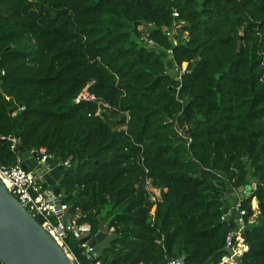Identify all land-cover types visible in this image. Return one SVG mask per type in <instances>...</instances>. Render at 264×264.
Returning a JSON list of instances; mask_svg holds the SVG:
<instances>
[{
	"label": "trees",
	"instance_id": "obj_1",
	"mask_svg": "<svg viewBox=\"0 0 264 264\" xmlns=\"http://www.w3.org/2000/svg\"><path fill=\"white\" fill-rule=\"evenodd\" d=\"M148 23L158 54L139 39ZM89 83L109 112L74 102ZM174 122L188 125L185 137ZM9 137L55 163L71 159L50 188L65 190L77 225L94 235L102 218L117 236L100 264H219L237 228L236 211L221 216L237 200L247 247L238 262L264 264V0H0L7 167L18 158ZM145 178L165 190L153 222Z\"/></svg>",
	"mask_w": 264,
	"mask_h": 264
},
{
	"label": "built area",
	"instance_id": "obj_2",
	"mask_svg": "<svg viewBox=\"0 0 264 264\" xmlns=\"http://www.w3.org/2000/svg\"><path fill=\"white\" fill-rule=\"evenodd\" d=\"M172 15L174 18L178 16L176 10H173ZM151 24H141L137 27L140 34V42L147 49H153L157 54L160 52L158 44L150 38L149 30L151 29ZM180 27L179 24H176L171 29L166 27L163 28V31L167 33L168 36H172L176 33V30ZM184 36V35H183ZM175 43V42H174ZM176 44V43H175ZM167 57L171 58V51H167ZM186 64V63H185ZM182 66V65H181ZM187 67V64H186ZM178 69L181 74L185 69ZM176 68V67H175ZM177 69V68H176ZM92 83L87 84L77 95L74 102L79 103L80 101H91L94 102L98 109L96 114H102L109 112L111 107L109 104L103 100L97 98L95 95L91 94L88 89ZM174 129L179 134V136L185 137V132L188 130L187 124L179 125L177 122H174ZM11 142V150L17 153L18 149V139L15 137L8 138ZM37 152L39 154V159H35L39 164H46V159L49 157L46 155L44 149ZM143 160V159H141ZM71 159L68 158L61 162V166L64 168L70 167ZM147 172V169H145ZM0 180L5 185L6 189L12 193L17 200L22 204V206L34 217L40 226L47 232L49 236L58 244V246L65 253L71 264H82L78 257L72 252L69 242V239L80 240L85 235H90V225L87 223L77 225L73 220H71V225L68 226L64 221V213L68 209V206L61 202L60 195L55 196L53 190L46 184L43 178L36 174L33 169H22L19 166V158H17V164L11 167H7L0 163ZM143 187L148 194V201L152 204V207L149 210L150 221H154V213L156 208V203L161 199L162 191L160 189L152 186L149 178H145ZM254 214L250 218V222L254 221V218L258 214L257 205L252 206ZM232 211H236L239 217L236 220L237 228L227 232L225 236V248H228L232 251V255H225L221 258L219 264H239L238 258L242 255L244 251L247 250V247L244 245L241 232L244 228L243 217L245 215V210L241 209V201L237 200L228 211L221 216V221H225L231 214ZM112 232V229H111ZM162 241V237L157 243ZM80 248L83 250V255L91 261L89 256L90 248L87 247L86 243H80ZM237 258V260H235ZM91 264V263H90ZM167 264H184L182 259H169Z\"/></svg>",
	"mask_w": 264,
	"mask_h": 264
},
{
	"label": "water",
	"instance_id": "obj_3",
	"mask_svg": "<svg viewBox=\"0 0 264 264\" xmlns=\"http://www.w3.org/2000/svg\"><path fill=\"white\" fill-rule=\"evenodd\" d=\"M239 50V43L237 46ZM162 54V53H160ZM217 91L220 90L217 84ZM19 166L22 169H30L26 164V158L39 159L37 152H26L21 146L17 149ZM46 164L53 165L52 157H47ZM73 166L68 167V169ZM55 196H64L65 190L58 187L53 190ZM257 204V199L253 198ZM68 208L64 213V221L70 226L72 215ZM238 213L234 214L235 221ZM109 226L100 218L98 230L94 235H85L79 243H86L91 257V264H100L103 259V251L111 247L116 235L110 232ZM223 252L232 255V251L223 248ZM208 258L204 264L208 263ZM237 260V258H235ZM0 262L1 264H71L65 253L51 236L40 226L38 221L22 206L17 198L10 193L0 180ZM110 264H117L114 259Z\"/></svg>",
	"mask_w": 264,
	"mask_h": 264
},
{
	"label": "crops",
	"instance_id": "obj_4",
	"mask_svg": "<svg viewBox=\"0 0 264 264\" xmlns=\"http://www.w3.org/2000/svg\"><path fill=\"white\" fill-rule=\"evenodd\" d=\"M26 164L33 169L37 175L41 176L49 187L55 186L63 172L62 166L60 163L50 164H39L35 159L29 157L28 161L25 160ZM50 183L52 185H50ZM243 192V191H242ZM241 195V191L238 192L237 196ZM255 202V200H253ZM256 203V202H255ZM257 205V204H256ZM78 218V215L72 216V220L75 222ZM111 232V230H110Z\"/></svg>",
	"mask_w": 264,
	"mask_h": 264
},
{
	"label": "rangeland",
	"instance_id": "obj_5",
	"mask_svg": "<svg viewBox=\"0 0 264 264\" xmlns=\"http://www.w3.org/2000/svg\"><path fill=\"white\" fill-rule=\"evenodd\" d=\"M182 69H184L185 67H186V64L185 63H183L182 64ZM169 73L170 74H172L174 77H177L178 75H179V70L178 69H176V68H171V70H169ZM27 159V161H28V159L29 158H26ZM50 185H52L51 183H50ZM49 186V185H48ZM254 199H252L251 200V204H252V206H255V202L253 201ZM80 259V258H79ZM80 261V260H79ZM81 262V261H80ZM82 263V262H81ZM83 264V263H82Z\"/></svg>",
	"mask_w": 264,
	"mask_h": 264
},
{
	"label": "bare ground",
	"instance_id": "obj_6",
	"mask_svg": "<svg viewBox=\"0 0 264 264\" xmlns=\"http://www.w3.org/2000/svg\"><path fill=\"white\" fill-rule=\"evenodd\" d=\"M256 204V203H255Z\"/></svg>",
	"mask_w": 264,
	"mask_h": 264
}]
</instances>
